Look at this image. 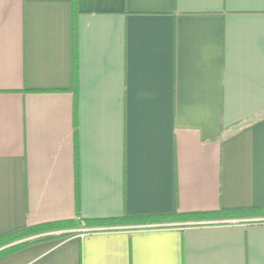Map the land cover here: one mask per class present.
Wrapping results in <instances>:
<instances>
[{"label":"crops","instance_id":"1","mask_svg":"<svg viewBox=\"0 0 264 264\" xmlns=\"http://www.w3.org/2000/svg\"><path fill=\"white\" fill-rule=\"evenodd\" d=\"M255 209L264 0H0V238L78 223L0 264H264Z\"/></svg>","mask_w":264,"mask_h":264},{"label":"trees","instance_id":"2","mask_svg":"<svg viewBox=\"0 0 264 264\" xmlns=\"http://www.w3.org/2000/svg\"><path fill=\"white\" fill-rule=\"evenodd\" d=\"M249 215H259V216H264V210H260V209H255V210H242V211H221L218 213H205L202 214V217H216V218H235L238 216H249ZM196 215L194 214H182L181 217H185V218H190V217H195ZM127 220V218H126ZM83 221V220H82ZM87 222V221H86ZM258 223L264 222V220H259V221H255ZM78 225L77 222H73V221H64V222H56V223H49V224H44V225H38V226H33V227H29L27 229L15 232V233H11L10 235H7L6 237H2L0 238V247L5 246L9 243H13L16 242L18 240H20L23 237L32 235V234H38V233H42V232H48V231H55V230H61V229H69V228H75ZM71 232H62L59 234H52V235H47L46 237H42L39 240H43V239H50V238H62L65 236H68ZM34 242V241H33ZM29 241H21L19 243L13 244L11 246L5 247L3 249L0 250V257L7 255L9 253L15 252L19 249H22L23 247H25L26 245H28Z\"/></svg>","mask_w":264,"mask_h":264},{"label":"built area","instance_id":"3","mask_svg":"<svg viewBox=\"0 0 264 264\" xmlns=\"http://www.w3.org/2000/svg\"><path fill=\"white\" fill-rule=\"evenodd\" d=\"M233 222H236V221H233ZM50 234H51V233H46V234H41V235L32 236V237H29V238H27V239H24V241L40 239V238H42V237H46L47 235H50Z\"/></svg>","mask_w":264,"mask_h":264},{"label":"rangeland","instance_id":"4","mask_svg":"<svg viewBox=\"0 0 264 264\" xmlns=\"http://www.w3.org/2000/svg\"><path fill=\"white\" fill-rule=\"evenodd\" d=\"M70 229H74V228H69V229H66V228L64 229V228H63V229H61V230H70ZM61 230H55V231H61ZM53 231H54V230H53ZM53 231H52V232H53ZM55 231H54V232H55ZM23 238H25V237H23ZM21 239H22V238H21Z\"/></svg>","mask_w":264,"mask_h":264}]
</instances>
